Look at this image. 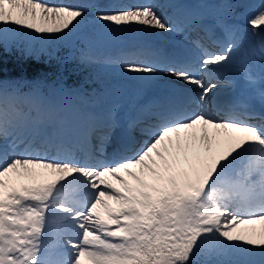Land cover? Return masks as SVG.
<instances>
[{"label":"snow or ice","instance_id":"6c2138e0","mask_svg":"<svg viewBox=\"0 0 264 264\" xmlns=\"http://www.w3.org/2000/svg\"><path fill=\"white\" fill-rule=\"evenodd\" d=\"M237 6L252 7L245 0L222 7ZM90 7L116 29L176 27L151 2L0 0V48L19 49L25 35L66 39ZM244 18L261 41L252 55L264 65V0ZM224 27L230 36L239 30ZM239 50L229 40L181 68L123 61L125 71L167 70L195 86L197 107L159 103L143 143L129 148V135L106 160L92 154L91 138L107 130L95 149L102 154L117 126L111 110L87 112L69 94L45 95L36 85L24 92L22 81L0 76V264H264V228L254 227L264 224V114L242 105L221 116L207 107L213 69L231 67ZM81 59L92 61L87 52ZM139 122L131 117L129 129ZM43 173L54 179L35 182ZM14 175L33 182L17 186Z\"/></svg>","mask_w":264,"mask_h":264},{"label":"bare ground","instance_id":"6f19581e","mask_svg":"<svg viewBox=\"0 0 264 264\" xmlns=\"http://www.w3.org/2000/svg\"><path fill=\"white\" fill-rule=\"evenodd\" d=\"M72 3L69 2V0H50V2H54L57 4L63 3V4H74V5H83V4H92V3H97V4H104L107 3L108 0H70ZM150 0H139V2L145 3L149 2ZM158 2V0H156ZM165 2L163 5H166L167 8L174 9L173 10V17L169 19V22L172 23L173 25H176L172 31H163L160 29H149L144 30L142 28H120L116 29L110 26H107L106 24H103L99 21H97L95 17V9L89 8L88 9V17L89 20L87 21L88 23H92V25L96 26L97 28L100 29V31H105V30H110V31H115L114 39L115 41H120L121 42H128V44L125 45H120L117 43V47L114 50L113 49V44H111L110 40H104L103 45H102V51H108L109 55H113L114 53H117L119 50L123 49L125 46H129L130 42H133L134 40L138 38H144L147 37L148 32L150 31H159L161 33V39L158 40L156 44L157 46H151L149 49H145L143 51V60H146L149 63H159L161 66L167 64L170 67L175 66V60L177 57L184 56L186 58H191V65H196L197 61L203 57V54L206 52L205 50H202L200 47V42L202 41L201 36L204 34L203 28H208V29H213L215 28L214 24L215 21L217 20V23L224 24L226 23L225 17H228L230 14H234L236 17H245L247 16L250 12L254 11V8L257 4L255 0H245V3L248 5H251L252 7L249 8H244L241 7H236L235 10H228L227 11H221L220 8L223 5L224 0H214V3L209 4L206 2V0L197 1V4H194L191 0L186 3L185 0H164ZM248 1H251L249 4ZM259 2V1H258ZM170 5H179L180 10L179 12L177 11L176 8L170 7ZM185 12H190L193 15L198 17V22L193 25L191 24L190 20L184 15ZM206 20H209L206 22ZM83 22V21H82ZM84 25L81 23L79 27L76 30H79L83 28ZM239 30L235 32L234 35L230 36L226 29L224 28V35L226 36V41L229 40H235V42L240 46V50L242 51L243 49V42L242 38L245 39V41L250 42V37L252 36V32L249 27H241L238 26ZM249 32V35L245 37V32ZM123 33H127L126 36H122ZM184 38V39H183ZM257 41L258 44H261V41L258 37ZM110 41V42H109ZM192 43H191V42ZM168 43L167 45H165ZM186 46L189 47V50H181L182 48H185ZM158 47H161V49H158ZM168 47H171L170 53H166V49ZM104 58V57H103ZM106 59V58H104ZM113 65L112 63H110ZM235 65H238L239 68L238 70L232 69L231 67H228L226 69H216L212 73L214 76V79L212 80L213 83L217 85L224 86V87H229V91L233 93L234 99H231L230 102L234 105H231V107H241L242 105H246L254 109L256 112H264V65L261 64L260 61H253L250 62L249 60H244L243 58H239L237 56L235 62L233 63V67ZM253 70L255 71L254 75L252 74ZM241 72H243V76H241ZM246 72L248 74H251L253 77V80L250 81L246 77ZM260 72V73H259ZM259 73V74H258ZM222 76H232L233 81L232 82H218L220 80L219 78H222ZM255 76V77H254ZM156 79V84L154 85V89L159 90V99L156 101L153 100L151 104L149 102H146L145 99L142 100V102L138 105L135 106L132 109V111H136L138 113H144L152 110H156L155 106L158 105L159 103L163 101H171L173 103H177L179 101H187V98H192L194 95L196 96L198 92V88L191 84L184 83L183 81L177 79L176 77L169 75L167 70L158 72L154 75ZM256 77L261 78L259 82L256 81ZM132 81L135 84H138L139 86L144 85L148 80L146 78V74H141L134 76ZM168 87V89H175V90H169L167 92L162 91ZM216 87V88H217ZM215 88V89H216ZM214 91V90H213ZM217 91V90H216ZM215 91V92H216ZM221 91V90H220ZM60 95L68 94L63 91L59 92ZM211 94V93H210ZM208 97V104L213 102V99ZM217 95V93L215 94ZM222 95V93L220 94ZM259 96L257 97V102L254 103V101L251 99L252 96ZM229 99V98H228ZM226 102V100H223ZM124 101L121 100V98L115 96L113 97L109 103H98L97 105H93L92 109L90 112L93 113H103L108 110L112 111L114 119L119 122V126H123L125 123H128V118H124L119 114L118 109L120 105ZM215 102V101H214ZM137 102L136 104H138ZM193 104L197 106L194 102ZM127 112L129 111L127 109ZM143 109V111H139ZM208 110L212 111L213 113L217 114L212 107L208 106ZM118 115V118L116 117ZM219 115V114H218ZM124 122V123H123ZM123 123V124H122ZM147 128V126L141 125L139 127V130L142 132V129ZM104 129H98L96 133H94L93 137L91 138V144L93 145L94 151L93 155H95L98 159L102 157L103 155L101 154L100 151H95V149H99L100 142L98 138L96 137L100 132H102ZM140 143H143V139L140 138ZM105 150H103L104 152ZM53 156V152L51 153ZM132 152H129L125 156L131 155ZM261 228H264V224H261Z\"/></svg>","mask_w":264,"mask_h":264},{"label":"rangeland","instance_id":"374dc122","mask_svg":"<svg viewBox=\"0 0 264 264\" xmlns=\"http://www.w3.org/2000/svg\"><path fill=\"white\" fill-rule=\"evenodd\" d=\"M190 0H185L188 3ZM194 4H197V1L202 0H191ZM205 1V0H204ZM257 4L261 3V0H255ZM259 1V2H258ZM70 3H72L69 0ZM125 3L130 4H137L142 2H134L131 3V0H124ZM149 2L155 3L161 6L160 11L164 13V15L168 18L169 15L173 14V9L167 8L166 5H163L164 0H150ZM145 2V3H149ZM209 4L214 3V0H206ZM54 3V2H51ZM250 4L251 1H248ZM232 4L236 5L237 0H224L223 5ZM222 5V6H223ZM239 7V6H237ZM234 7L231 10H235ZM241 9V7H239ZM221 11H227L224 7L220 8ZM232 20V22L241 27H249L244 17H236L234 14L228 15L225 17L226 20ZM89 17L86 16L84 21L82 22L84 27L75 30V34L69 36L66 39H57V40H38L33 39L30 35H25L19 47H24L28 49L25 51L27 54L34 55L36 57L43 56L47 53L54 52L58 50V52H63L62 46H65L66 49H69V53H78L79 58H81V52H87L91 57V62H85L89 64L91 67V76L86 77L80 84H68L61 79H57L51 81L43 87L40 91L45 94H59L60 91L68 93L72 97L75 98L76 102L81 104L85 111L90 112L93 105H97L98 103H109L110 100L117 96L121 98L124 102L120 105L119 112L125 116V118H131L135 116V112L132 111L131 108L138 106L136 104L137 101H141L143 99L144 93L150 89L157 81L154 77L148 76L146 74L147 82L139 86L135 84L132 79L134 76L141 75L142 73L130 72L125 71L123 68V61H131L134 63H142L146 62L143 60V55L140 53L143 52L145 49H149L151 46L158 42L162 37L160 36L161 33L159 31H150L148 32L147 37L138 38L133 42L129 43V46H125L123 49L119 50L117 53L113 55H109L108 51H102V45L104 40H110L111 44H113V49L115 50L117 47V43L120 45L128 44V42H121L115 41L114 35L115 31L105 30L100 31L99 28L92 25V23H88ZM149 31V29H148ZM127 33H123L122 36H126ZM249 35V32H245V37ZM109 41V42H110ZM243 42V49L239 51L238 55L239 58H243L244 60H249L250 62L253 61H260L259 56H253L252 53H259L260 45L258 44L257 38L255 36L250 37V42L245 41L242 38ZM153 43V44H152ZM166 45V44H165ZM161 48V47H158ZM106 59H104V58ZM261 62V61H260ZM112 63L113 65H111ZM148 63V62H147ZM225 69V68H224ZM253 75L255 71L253 70ZM260 73V72H259ZM258 73V74H259ZM243 74V72H241ZM255 77V76H254ZM262 78V77H261ZM259 77H256L255 82H259L262 80ZM257 95L252 96V100L257 102ZM129 110L127 112L126 107ZM123 112V113H122ZM127 112V115H126ZM133 113V115H132ZM156 122L152 123L150 126L154 125ZM149 126V127H150ZM147 137L144 134L143 139L145 140ZM107 143V153H110V142ZM216 145L213 144V148L216 149ZM114 151H111L113 153ZM105 155V154H104ZM109 156H104V159H108ZM54 179V176L51 173H43L38 175L36 178L37 183H44L48 182L49 180ZM130 179V178H129ZM13 180L19 186L22 183H32L33 181L28 177H21L17 178L15 175L13 176ZM260 223H257L254 227L257 230H260Z\"/></svg>","mask_w":264,"mask_h":264},{"label":"trees","instance_id":"16d2710c","mask_svg":"<svg viewBox=\"0 0 264 264\" xmlns=\"http://www.w3.org/2000/svg\"><path fill=\"white\" fill-rule=\"evenodd\" d=\"M24 47L10 49L0 48V76L4 79H15L23 82L22 91L28 92L34 85H45L61 79L68 84H80L91 76V67L79 58L78 53L62 46L63 52H50L36 57L22 51ZM44 87V86H43Z\"/></svg>","mask_w":264,"mask_h":264}]
</instances>
